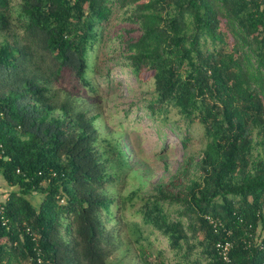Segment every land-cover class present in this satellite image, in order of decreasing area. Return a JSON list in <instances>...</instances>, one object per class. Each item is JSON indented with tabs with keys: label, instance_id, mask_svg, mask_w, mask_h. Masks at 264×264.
<instances>
[{
	"label": "trees",
	"instance_id": "16d2710c",
	"mask_svg": "<svg viewBox=\"0 0 264 264\" xmlns=\"http://www.w3.org/2000/svg\"><path fill=\"white\" fill-rule=\"evenodd\" d=\"M115 8L124 17L126 63L138 79L153 78L157 96L149 107L178 109L185 127L174 131L185 149L194 124L207 139L202 179L190 178V155L156 185L130 230L159 231L177 264H225L214 245L228 239L231 264H263L256 238L264 231V157L253 152L264 151V0H21L22 35L13 30L12 0H0L7 37L0 41V264H118L114 253L132 250L124 237V184L117 186L134 151L123 128L108 127L96 108L94 50ZM65 72L90 97L68 92L57 99L63 89L52 85ZM168 203L179 206L176 219ZM136 254L145 258L147 248Z\"/></svg>",
	"mask_w": 264,
	"mask_h": 264
},
{
	"label": "rangeland",
	"instance_id": "374dc122",
	"mask_svg": "<svg viewBox=\"0 0 264 264\" xmlns=\"http://www.w3.org/2000/svg\"><path fill=\"white\" fill-rule=\"evenodd\" d=\"M20 4L21 0H12L13 30L18 35H22V30L19 26L16 27ZM124 26L123 14L115 8L109 22L100 26L98 30L100 42L94 50L100 68V72L97 74L99 106L97 105L96 108L100 106L103 108V122L108 127L117 129L121 126L127 138L129 137L134 154L128 152V156L133 164L132 169L136 167L134 171L138 170V172L134 174L132 169L129 170L123 175L117 187L124 184L122 193L126 199L125 219L141 222V205L155 191L156 185L169 181L180 168L181 163L190 155L194 156L196 162L190 178L202 179L203 174L198 161L201 159L207 139L204 136V129L199 124H194L189 148L185 149L174 131L185 127L178 109L174 105L168 108L157 106L152 109L149 107L150 102L157 96L154 81L151 75L143 80L138 79L132 67L126 63L127 60L120 44V35ZM5 39H7L6 34L0 32V41ZM230 41L232 49L233 39L230 38ZM244 50L247 55V67L253 79L260 85V70L256 66L255 59L246 47ZM39 60L41 61V59ZM52 87L55 92L58 89H63V92L57 95V99L60 100L68 92L73 94L82 92L85 97L91 95L69 72L63 73L60 78L54 80ZM94 97L96 98L95 95ZM87 100L91 102V98H87ZM254 139L255 142L260 140L257 134H254ZM259 152L264 157V151L258 146L253 153L257 156ZM3 184L4 181L0 174V188ZM131 195L134 198L129 200ZM165 207L169 218L179 217L177 204L168 203ZM133 227L134 225L130 221L124 232V237L131 246V252L124 257V251L119 250L112 257L117 260L118 264H161L162 262L177 264L179 260L176 254L170 248L168 240L159 231L152 226H146L143 231L130 230ZM203 236L204 233L200 231L193 243L198 244L202 241ZM140 245L147 248L145 258L136 254ZM201 250L202 246L198 244L196 254ZM202 261L203 264L206 263L205 259Z\"/></svg>",
	"mask_w": 264,
	"mask_h": 264
},
{
	"label": "built area",
	"instance_id": "2783aa9c",
	"mask_svg": "<svg viewBox=\"0 0 264 264\" xmlns=\"http://www.w3.org/2000/svg\"><path fill=\"white\" fill-rule=\"evenodd\" d=\"M2 212H3V207L0 208V214H2ZM206 219L209 222V224L213 226L214 228H218L219 226H222V223L220 220H217L210 215H206ZM225 232L228 235L232 233L231 231H225ZM258 235L259 236L256 238L257 239L256 242L259 244L260 248L264 249V231H258ZM214 247L217 250L220 257L223 259L224 263L231 264L232 262L231 253L233 249V242L230 239L223 240V241H217Z\"/></svg>",
	"mask_w": 264,
	"mask_h": 264
}]
</instances>
